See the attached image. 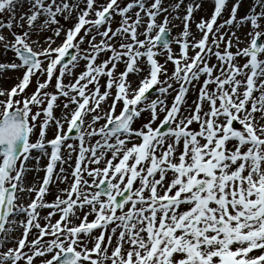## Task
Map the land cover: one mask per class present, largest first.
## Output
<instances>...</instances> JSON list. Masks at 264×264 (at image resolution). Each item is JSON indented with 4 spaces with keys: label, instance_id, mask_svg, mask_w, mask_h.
I'll list each match as a JSON object with an SVG mask.
<instances>
[{
    "label": "snow or ice",
    "instance_id": "1",
    "mask_svg": "<svg viewBox=\"0 0 264 264\" xmlns=\"http://www.w3.org/2000/svg\"><path fill=\"white\" fill-rule=\"evenodd\" d=\"M210 3L0 0V264H264V0Z\"/></svg>",
    "mask_w": 264,
    "mask_h": 264
},
{
    "label": "rangeland",
    "instance_id": "2",
    "mask_svg": "<svg viewBox=\"0 0 264 264\" xmlns=\"http://www.w3.org/2000/svg\"><path fill=\"white\" fill-rule=\"evenodd\" d=\"M166 2H167V0H166ZM186 2H187V0H186ZM246 10H247V6H245L244 8L241 9L240 15H243ZM211 11H212V6H211V3H210V0H205L204 10L200 11L198 13H195L194 15L196 16L197 19H199V17H201V16H205V17L209 16L211 14ZM181 14H183V11H182ZM177 24H179V21H177ZM192 27H193V30H194L195 26L193 25ZM181 29H182V24L178 28L173 30L174 34L179 32V31H181ZM10 55H11V53H9V56ZM0 59H2V57H0ZM9 75L14 77L15 74L14 73H9ZM43 163H46V161H44ZM42 173L43 172H41L39 174L41 177H42ZM61 187H63V185H61ZM53 191H55V189ZM49 199H52V197L50 196Z\"/></svg>",
    "mask_w": 264,
    "mask_h": 264
},
{
    "label": "bare ground",
    "instance_id": "3",
    "mask_svg": "<svg viewBox=\"0 0 264 264\" xmlns=\"http://www.w3.org/2000/svg\"><path fill=\"white\" fill-rule=\"evenodd\" d=\"M34 163V162H33ZM30 179L32 178L31 176L29 177Z\"/></svg>",
    "mask_w": 264,
    "mask_h": 264
}]
</instances>
